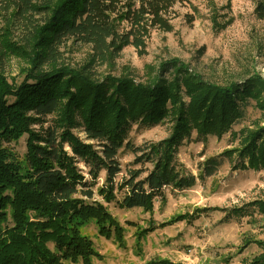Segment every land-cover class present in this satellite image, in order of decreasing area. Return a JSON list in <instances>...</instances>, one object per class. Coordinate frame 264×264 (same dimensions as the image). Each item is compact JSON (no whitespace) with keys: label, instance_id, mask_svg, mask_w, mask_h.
<instances>
[{"label":"trees","instance_id":"obj_1","mask_svg":"<svg viewBox=\"0 0 264 264\" xmlns=\"http://www.w3.org/2000/svg\"><path fill=\"white\" fill-rule=\"evenodd\" d=\"M176 3L0 0V264L86 263L91 246L80 228L91 219L107 227V214L91 201L101 173V195L121 193L122 208L150 210L156 198L163 199L165 188L182 191L195 185V177L185 174L175 157L184 138L193 131L205 138L230 132L246 118L252 99L264 118V81L258 78L219 86L178 61L161 67L162 72L172 68V78L151 83L97 76V68L125 47L146 54L150 30L171 32ZM255 13L264 20V0H257ZM120 24L126 27L120 30ZM69 40L90 46L89 63L77 69L58 63ZM15 55L28 64L19 85L2 70L3 60ZM50 116L54 119L48 123ZM165 119L172 122L167 140L138 148L126 143L131 123L153 127ZM77 128L84 139L74 133ZM243 135L240 147L228 154L235 153L243 169L260 171L264 127L257 122ZM24 136L23 157L4 146ZM124 149L141 168L129 169L117 181ZM147 164L152 168L143 169ZM215 168L213 159L206 161L202 175ZM253 206L264 213V202ZM258 245L263 253L252 264H264V243Z\"/></svg>","mask_w":264,"mask_h":264},{"label":"rangeland","instance_id":"obj_2","mask_svg":"<svg viewBox=\"0 0 264 264\" xmlns=\"http://www.w3.org/2000/svg\"><path fill=\"white\" fill-rule=\"evenodd\" d=\"M256 4L257 0H177L171 32L150 30L146 54L125 47L97 68V76H130L137 83H151L172 78V68L162 72L161 67L178 61L203 81L219 86L241 85L249 78L264 81V20L258 19ZM125 27L118 26L120 30ZM90 53V46L69 40L60 49L58 63L77 69L89 63ZM27 67L26 60L16 55L2 64L8 81L16 85L23 82ZM184 100L188 98L184 96ZM257 104L252 99L246 118L221 137H198L193 131L184 138L175 157L185 174L195 177V185L182 191L165 188L163 199L156 198L150 210L122 208L121 193L101 195V173L91 201L107 214V227L94 219L83 225L79 235L89 241L90 256L86 263L76 260L68 264H252L263 253L258 242L264 243V213L253 203L264 202V168L243 169L237 155L228 153L240 147L242 131L254 130L257 122L264 127ZM53 119L48 117V123ZM33 128L39 130L38 125ZM171 129L169 119L153 127L131 123L126 143L135 148L159 143L170 137ZM74 133L85 138L81 128ZM26 139L4 146L23 157ZM66 150L71 153L68 147ZM134 159L131 151L120 152L122 173L117 181L129 169L141 168L133 165ZM210 159L216 168L204 176V164Z\"/></svg>","mask_w":264,"mask_h":264}]
</instances>
